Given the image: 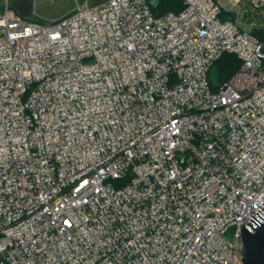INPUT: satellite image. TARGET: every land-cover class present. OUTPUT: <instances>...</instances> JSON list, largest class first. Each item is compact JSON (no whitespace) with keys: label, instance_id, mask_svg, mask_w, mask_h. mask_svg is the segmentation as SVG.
Listing matches in <instances>:
<instances>
[{"label":"built area","instance_id":"built-area-1","mask_svg":"<svg viewBox=\"0 0 264 264\" xmlns=\"http://www.w3.org/2000/svg\"><path fill=\"white\" fill-rule=\"evenodd\" d=\"M184 4L77 0L43 21L0 0V264H245L264 0ZM225 52L241 65L214 89Z\"/></svg>","mask_w":264,"mask_h":264},{"label":"trees","instance_id":"trees-1","mask_svg":"<svg viewBox=\"0 0 264 264\" xmlns=\"http://www.w3.org/2000/svg\"><path fill=\"white\" fill-rule=\"evenodd\" d=\"M185 7L184 0H158L156 5L152 4L154 14L161 15L169 11L180 12ZM231 16V14H224ZM252 33L264 44V28L255 27ZM241 65V59L234 53L225 52L215 62L210 71L212 87L227 80Z\"/></svg>","mask_w":264,"mask_h":264},{"label":"water","instance_id":"water-1","mask_svg":"<svg viewBox=\"0 0 264 264\" xmlns=\"http://www.w3.org/2000/svg\"><path fill=\"white\" fill-rule=\"evenodd\" d=\"M151 1L154 5L158 3V0ZM19 3L18 9H22L21 0H19ZM12 6L14 7V5ZM20 13L26 15L23 12ZM258 207L260 210L256 215L250 214L251 219L241 228L240 236L243 244V261L245 264H264V202Z\"/></svg>","mask_w":264,"mask_h":264},{"label":"rangeland","instance_id":"rangeland-1","mask_svg":"<svg viewBox=\"0 0 264 264\" xmlns=\"http://www.w3.org/2000/svg\"><path fill=\"white\" fill-rule=\"evenodd\" d=\"M22 9H18L19 0H10L14 8L32 19L49 21L57 19L77 7V0H21ZM82 2V0H79ZM98 0H89L90 4H96ZM228 237L236 240L233 232L228 233ZM238 245L242 244L241 238L236 240Z\"/></svg>","mask_w":264,"mask_h":264}]
</instances>
